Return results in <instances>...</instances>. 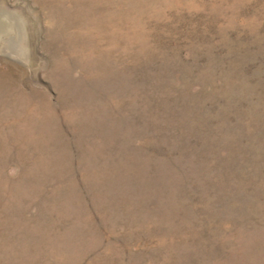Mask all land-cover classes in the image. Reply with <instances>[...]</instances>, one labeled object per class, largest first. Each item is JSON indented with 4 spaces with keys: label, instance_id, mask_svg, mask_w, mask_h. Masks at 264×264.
Returning a JSON list of instances; mask_svg holds the SVG:
<instances>
[{
    "label": "rangeland",
    "instance_id": "374dc122",
    "mask_svg": "<svg viewBox=\"0 0 264 264\" xmlns=\"http://www.w3.org/2000/svg\"><path fill=\"white\" fill-rule=\"evenodd\" d=\"M0 264H264V0H0Z\"/></svg>",
    "mask_w": 264,
    "mask_h": 264
},
{
    "label": "bare ground",
    "instance_id": "6f19581e",
    "mask_svg": "<svg viewBox=\"0 0 264 264\" xmlns=\"http://www.w3.org/2000/svg\"><path fill=\"white\" fill-rule=\"evenodd\" d=\"M21 51V50H20Z\"/></svg>",
    "mask_w": 264,
    "mask_h": 264
}]
</instances>
